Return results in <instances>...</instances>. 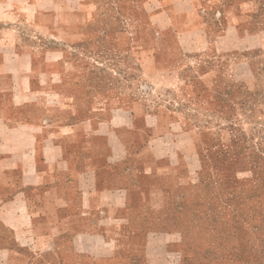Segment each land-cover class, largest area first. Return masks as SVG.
I'll return each mask as SVG.
<instances>
[{
  "label": "rangeland",
  "instance_id": "rangeland-1",
  "mask_svg": "<svg viewBox=\"0 0 264 264\" xmlns=\"http://www.w3.org/2000/svg\"><path fill=\"white\" fill-rule=\"evenodd\" d=\"M166 1L60 0L35 20L16 9L0 20L44 71L58 51L71 97L60 106L81 118L138 106L172 125L133 153L166 189L134 193L121 220L91 228L117 258L73 252L59 234L33 264H264V0Z\"/></svg>",
  "mask_w": 264,
  "mask_h": 264
},
{
  "label": "crops",
  "instance_id": "crops-1",
  "mask_svg": "<svg viewBox=\"0 0 264 264\" xmlns=\"http://www.w3.org/2000/svg\"><path fill=\"white\" fill-rule=\"evenodd\" d=\"M168 1L172 6L176 0ZM58 2L0 0L5 10L0 20L13 18L11 9L25 21L35 20ZM4 24L0 21V264L41 261L56 251L59 234L70 235L73 252L117 258L91 228L121 220L134 193L166 189L155 184V168L149 162L137 166L141 162L133 153L149 150L172 125L163 114L138 106L117 105L85 118L74 106H60V99L71 97L58 90L52 70L58 51H45V58L54 59L44 71L35 51L23 48L20 27ZM90 136L105 140L94 144ZM179 164L178 158L171 165ZM99 245L108 250L100 252Z\"/></svg>",
  "mask_w": 264,
  "mask_h": 264
}]
</instances>
